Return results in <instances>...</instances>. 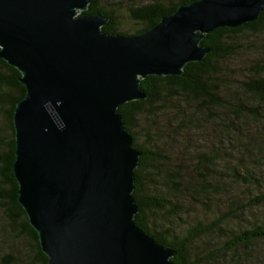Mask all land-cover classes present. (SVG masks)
I'll use <instances>...</instances> for the list:
<instances>
[{
    "label": "water",
    "instance_id": "water-1",
    "mask_svg": "<svg viewBox=\"0 0 264 264\" xmlns=\"http://www.w3.org/2000/svg\"><path fill=\"white\" fill-rule=\"evenodd\" d=\"M89 0H0V59L25 95L12 114L18 204L46 264H173L134 219L141 153L118 108L146 99L148 76H182L218 28L257 21L264 0L180 5L136 36L108 35Z\"/></svg>",
    "mask_w": 264,
    "mask_h": 264
},
{
    "label": "trees",
    "instance_id": "trees-1",
    "mask_svg": "<svg viewBox=\"0 0 264 264\" xmlns=\"http://www.w3.org/2000/svg\"><path fill=\"white\" fill-rule=\"evenodd\" d=\"M194 1L198 0H170L167 4L154 2L131 9V18L143 25V28L133 34L118 32L114 27L112 12L101 8L98 0H89L87 10L81 15L99 14L108 20L107 25L101 28L103 33L129 37L150 30L162 17L172 14L180 5ZM243 32L253 35L264 32V7L257 21L237 28H218L208 34L201 45L209 47L211 52L202 62L187 64L182 76L160 78L148 76L141 80L140 88L146 94V99L127 103L117 110L125 131L132 137V147L141 153L138 167L134 171L132 197L139 208L134 222L158 244L175 252L171 259L173 264H212L214 261L219 263L220 257L217 252L208 256L206 254L203 258H194L191 254V246L195 242L208 235L211 237L210 235L216 231L222 232L221 238L225 239L223 247L226 251L264 241L263 218L257 223L243 225L246 224L244 216L247 213L264 206V193L261 191L242 203L240 209H237V204H231L227 210L228 214L231 213L230 216L217 218L209 223L197 222L188 225L183 222L185 213L181 209L182 206L187 207L184 201L188 196L194 201L200 198L208 199V195L216 188L214 167L218 162L223 163L224 170L220 172L229 175L230 182L253 186L256 189L263 180L257 172L242 164L243 152L256 156L257 151L262 148L258 146L259 144L252 145L253 132L250 131V134L246 135L239 124L248 118L255 123L264 122V68L254 70L247 82L237 81L234 74H229L224 68L228 59L235 58L237 53L232 39ZM19 78V72L0 59V106H9L6 118L11 131L7 152L0 156V202L11 211L10 220L14 222L20 219L23 222L22 231L35 243L39 255L38 263L46 264V257L40 250L37 234L28 224L25 212L18 204V186L12 172L15 150L12 114L16 104L25 95L24 86L18 82ZM5 89L14 94L2 93ZM183 105L188 106V112H181L179 123L198 128L202 121L208 122L205 117L211 115L210 119L213 120L211 122L219 128L222 143L226 144L224 149L229 151H224L223 155L220 154L219 148L199 152L196 158L200 171L197 175L201 174L199 177H202L200 180L191 176L184 178L178 172L170 173L166 166V158L156 149V145L147 143L149 147L142 146L136 138V124L141 117L157 116L174 108L180 109ZM207 129L209 128L204 130L198 128L200 134ZM260 145L263 147V153L264 144ZM228 221L238 223L237 230H226Z\"/></svg>",
    "mask_w": 264,
    "mask_h": 264
},
{
    "label": "rangeland",
    "instance_id": "rangeland-1",
    "mask_svg": "<svg viewBox=\"0 0 264 264\" xmlns=\"http://www.w3.org/2000/svg\"><path fill=\"white\" fill-rule=\"evenodd\" d=\"M98 1L101 8L112 12L114 27L118 32L133 34L143 28V25L131 18V9L154 2L167 4L170 0ZM232 41L237 53L235 58L228 59L224 68L229 71V74H234L237 81L247 82L254 70L260 67L264 68V32L259 35L243 32L233 38ZM230 80L233 81V79ZM5 92L14 94L7 89L2 90V93ZM178 108L157 116L141 117L136 124V138L142 146L149 147L147 143L156 145V149L165 156L166 166L170 173L178 172L184 178L191 176L200 180L201 174L197 175L200 173L197 167V154L215 148L220 149L221 155L224 154V151H229L224 149L226 144L222 143L219 128L211 122L213 121L210 119L211 115L205 117L208 122L202 121L198 126L202 130L209 128L200 134L198 128L190 125L183 126L179 123L181 112L186 111L184 113H187L188 106L183 105L180 109ZM8 109V105L0 106V156L6 154L11 138V131L6 118ZM260 119L258 118V120ZM239 125L246 135H249L250 131L253 132L251 134L254 141L251 142L254 144H249L254 146L259 144L258 146L263 149L260 144H264V122L256 121L255 123L248 118ZM262 149L257 151L256 156H253L252 153H242V164L263 177L260 187L254 189L253 186L230 182L229 175L220 172V170H224L222 168L223 163L218 162L214 167L216 170L214 186L216 188L211 191L207 200L200 198L194 201L189 196L187 197V200L184 201L187 207L182 206L181 208L185 213L183 222L191 225L197 222L209 223L217 218L228 217L231 213L228 214L227 210L231 204H237V209H240L242 203H245L250 197L259 194V191L264 193V152L262 153ZM10 213L11 211L5 207L4 203L0 202V264H39L35 259L37 252L33 239L22 231L23 222L20 219L14 220V222L10 220ZM263 213L264 206L254 208L244 216L247 221L243 225L246 226L251 222L257 223L261 218L264 219ZM237 226L238 223L235 221H228L226 230H237ZM221 235V231H216L210 235L211 237L208 235L195 242L191 246L192 257L203 258L206 257V254L208 256L210 253L217 252L220 257L219 263L214 261L212 264H264V241L254 242L244 247L239 246L233 251H226L223 247L225 239L221 238Z\"/></svg>",
    "mask_w": 264,
    "mask_h": 264
},
{
    "label": "flooded vegetation",
    "instance_id": "flooded-vegetation-1",
    "mask_svg": "<svg viewBox=\"0 0 264 264\" xmlns=\"http://www.w3.org/2000/svg\"><path fill=\"white\" fill-rule=\"evenodd\" d=\"M38 258H39V255H38V253H36L35 259L37 260Z\"/></svg>",
    "mask_w": 264,
    "mask_h": 264
}]
</instances>
